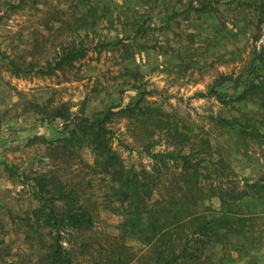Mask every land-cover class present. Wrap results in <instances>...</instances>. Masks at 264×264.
<instances>
[{"label": "rangeland", "instance_id": "1", "mask_svg": "<svg viewBox=\"0 0 264 264\" xmlns=\"http://www.w3.org/2000/svg\"><path fill=\"white\" fill-rule=\"evenodd\" d=\"M78 18L87 20L89 28L71 32L69 24ZM81 40L88 48L86 58L50 76L37 73L56 55L60 43ZM12 60L24 70L30 63L36 68L17 78L9 64ZM223 76L231 80L220 82ZM261 83L264 0H0V241L9 253L6 264L22 263L19 255L33 253L31 242L17 227L19 221L13 220L40 203L26 177L57 168L47 157L43 140L58 141L70 127L60 119L44 121L38 107L66 105L73 116L90 118L141 101L140 106L164 116L165 128L185 132L186 146L201 153L197 158L215 164L214 176H220L224 186L232 182L242 186L246 179L264 185V143L241 140L238 133L249 124L264 133L262 93L253 90ZM211 90L225 102L209 96ZM215 118L231 120L234 127L219 128ZM146 126L123 116L110 125L113 150L126 169L151 171L153 161L145 145L154 141L152 152L175 150L177 139L150 123ZM81 154L93 162L88 149ZM74 166L62 176L77 184L87 169ZM176 171L172 168L161 176L157 198L171 196V182L181 186ZM91 181L84 189L97 205L94 233L117 234L123 206L106 201L100 176ZM201 206L212 207L214 215L226 211L217 199H206ZM231 207L237 215L252 219L256 236L247 227L246 235L227 239L231 245L226 249L211 246L208 264H264L263 202L249 196ZM128 245L142 248L135 264L151 261V247Z\"/></svg>", "mask_w": 264, "mask_h": 264}, {"label": "trees", "instance_id": "2", "mask_svg": "<svg viewBox=\"0 0 264 264\" xmlns=\"http://www.w3.org/2000/svg\"><path fill=\"white\" fill-rule=\"evenodd\" d=\"M69 27L71 32L77 33L81 29H88L89 25L87 20L78 18ZM55 53L45 68L37 70V73L50 76L64 71L86 58L88 48L83 40L64 42L59 44V50ZM9 64L17 78L36 68L35 64L30 63V69L24 70L22 64L13 60ZM228 80L231 77L223 76L220 82ZM237 86L235 84V88ZM253 90L262 93L260 101L264 107V84L254 86ZM208 95L217 96L225 102L215 90ZM197 96L205 98L207 95ZM139 103L118 111L109 109L99 112L90 118L73 116L66 105L52 109L36 108L44 121L53 123L60 119L69 123L70 127L58 141L43 140L47 146V157L57 163L56 170L26 177L36 189L35 195L40 203L37 208L13 220L14 224L16 220L19 221L17 227L31 242L33 252L27 256L29 263L25 255H19L22 263L14 264H135L142 248L130 246L129 242L152 248V258L148 264H208L207 251L211 246L226 249L231 245L227 239L242 233L246 235L247 232L243 230L247 227H250L248 233L255 238L252 219L237 215L231 204L255 196L264 205V185L246 179L242 186L237 182L224 186L221 177L214 176L218 171L215 164L197 158L201 153L195 151L192 145L186 146L189 138L185 132L165 128L168 122L159 111L142 107ZM118 116L128 117L143 128L150 123L153 128L166 130L168 137L177 139L175 150L152 152L154 141L145 145L146 153L153 161L151 171L126 169L112 147L114 133L110 125ZM214 122L222 129L234 127L233 121L225 118H215ZM260 124L264 125V122ZM153 133L150 132V135ZM238 133L241 140L264 143V133L253 124L240 128ZM186 147L190 149L184 153ZM84 149L90 151L92 163L83 158L81 151ZM74 165L78 169L80 167V171L87 169L77 184L62 176ZM172 168L177 169L175 176L180 178L181 186L171 182V196L159 199L156 194L161 185V176L171 172ZM96 176H100L105 183L106 201L123 206L118 212L123 220L117 226V234L109 233L101 237L94 233L97 205L87 197L89 194L84 185L91 186V177ZM206 199H217L226 211L214 215L212 207L201 206ZM2 245L4 241H0V251L6 252L7 248L3 249ZM5 252H0V264H6L5 256L9 253Z\"/></svg>", "mask_w": 264, "mask_h": 264}]
</instances>
